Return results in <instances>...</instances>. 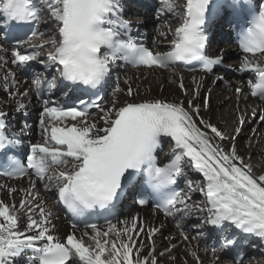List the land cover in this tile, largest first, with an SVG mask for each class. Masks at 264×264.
Wrapping results in <instances>:
<instances>
[{
	"label": "snow or ice",
	"instance_id": "snow-or-ice-1",
	"mask_svg": "<svg viewBox=\"0 0 264 264\" xmlns=\"http://www.w3.org/2000/svg\"><path fill=\"white\" fill-rule=\"evenodd\" d=\"M229 10L235 17L242 13L251 17L239 33V47L245 54L239 71L255 75V81H247L250 95L264 101V63L250 58L264 59V2L253 5L252 0H161L160 13L181 19L172 30L168 51L133 42L130 25L121 17L119 0H0V33L6 40L12 29L27 26L31 32L29 40L16 41L10 52L11 63L29 65L38 60V49L48 48L46 60L38 61L45 71L55 66L62 81L71 83L73 92H87L98 89L119 60L160 69L177 62L198 61L204 71L211 72L222 57L205 55L204 27L210 18ZM49 22L54 35L46 39L40 29ZM0 51L9 50L0 44ZM8 62L0 57V68L6 69ZM0 79L10 95L25 98L30 91L40 97L45 90L51 93L57 88L55 79L49 80L44 72H33L29 88L23 92L17 88L20 82L10 69ZM193 82L196 87L187 108L183 102L155 98L121 103L115 98V93L125 91L119 82L107 105L98 95L87 101L79 99L75 106L42 99L39 127L44 139L31 145L26 164L7 155L9 149L16 147V141L6 134L7 114L0 111V153L5 154L0 162V176L17 180L27 177L29 181L27 189L19 190L23 193L19 207L0 200V264H18L21 259L25 264H158L152 238L160 229L138 223L137 217L120 221L123 227L108 221L106 230L91 224V233L77 236L72 231L62 241L53 234V213L44 206L37 182L46 191L54 188L67 211L79 217L95 209L110 210L128 184L139 177L157 194L156 208L175 220L185 241L189 237L182 221L193 214V209L207 213L205 224L221 230L232 227L264 241V175H254L252 166L239 155L235 135L225 149L215 142L226 139L220 129L202 118L197 123L194 117L199 116L200 105L194 99L200 94V85L195 78ZM124 83L127 96L138 95L130 80ZM179 87L187 95L182 78ZM11 88L17 91L13 93ZM242 91L241 87L236 88L237 93ZM68 95L64 92L65 97ZM207 103L205 99V107ZM17 104L18 110L27 107L20 101ZM92 109L100 113L99 119L92 118ZM259 120L264 122V112L259 114ZM245 121V116L239 117L237 135ZM162 137L173 142L166 163L157 159ZM185 161L202 174V182L188 179L186 188L187 192L203 194V207L190 205V196L177 187V178L186 176ZM0 189H7L10 195L17 191L3 183ZM140 203L146 201L142 199ZM21 211L27 221L23 230L19 227ZM145 232L151 242L150 251L141 255L145 245L139 237ZM202 236L198 231L192 239ZM225 243L231 246L235 241L225 237ZM191 255L200 264L197 253L193 251ZM234 264H242V259H236Z\"/></svg>",
	"mask_w": 264,
	"mask_h": 264
},
{
	"label": "bare ground",
	"instance_id": "bare-ground-1",
	"mask_svg": "<svg viewBox=\"0 0 264 264\" xmlns=\"http://www.w3.org/2000/svg\"><path fill=\"white\" fill-rule=\"evenodd\" d=\"M182 2V0H181ZM132 5L131 2L127 3ZM161 7V1L158 7H156L153 11L150 9L142 10V8H137V11L140 14H128L126 15L127 19L131 20H141L144 19V26L141 24L138 28L141 31H145L148 33L149 28L157 26L160 24L159 28H155V37L149 35L147 38L151 41V46L158 51H165L169 46V41L172 39V30H174L181 23V19L172 16L170 13H160L158 10ZM148 14L151 17H145L143 15ZM162 20V21H161ZM47 26L46 33L52 32L53 25L49 22ZM167 33L166 36H161L160 33ZM53 33V32H52ZM54 34V33H53ZM153 35V36H154ZM221 40V39H220ZM37 43V41L35 42ZM215 39H211L209 43L208 49L211 51L215 46ZM221 46V44H220ZM223 52H226L227 55H230L233 52V48L231 46H224ZM0 57H6V53L0 51ZM244 55H238V59L235 61L227 60V64H242ZM252 59L261 60V63H264V59H261L259 56L251 57ZM7 69L0 68V77H2ZM221 70L222 69H217ZM120 79L118 80L120 87L125 91L122 93H115V98L118 99L121 103L125 101H135L141 102L147 99H163L170 102H183L184 106L187 108V101L189 99H193V91L196 87L194 84L197 81L200 85L199 87V96L195 97L194 103L200 105L199 116L194 117L197 120V123L202 118L205 121H208L214 124L218 129L222 132L225 130V125L223 121H220L218 117L217 108L220 104L224 103V96L219 95V90L222 89L221 83L224 84L229 91H233L237 87H241L243 91L241 92L242 96H240L239 107H235L233 105L226 106V111L228 118L230 119V125H234L233 130L231 131V135L229 139H225L224 141L216 140L215 142L220 144L225 149L230 147L231 137L236 136L235 144L239 155L243 156L245 162L249 163L252 166V172L254 175H264V132L262 133L259 128L264 127V122L260 120L254 119V123L252 119V113L256 112L257 116L261 112H264V103L260 104L255 100L249 98L247 90H248V79H239V81H235L229 75H224V82H221V79L216 76V73L207 77L199 72L193 73H185L180 69H167L166 72L162 74L153 75H145L144 73H132L125 74L119 73ZM181 78L183 80L185 89L187 90V95L185 91L179 87ZM125 80L131 81V86L138 93V95L134 97H129L126 95L127 85L124 83ZM217 80L216 84H213V81ZM20 83L17 85L19 91L23 92L25 89L29 88L25 82L21 80H17ZM165 84L164 88L161 89L160 86ZM117 82L115 83L116 87ZM219 85V86H218ZM218 86V87H217ZM17 88H11V91L15 93ZM201 91V92H200ZM202 95V96H201ZM114 97V92L110 95L109 104ZM201 97V102L199 103V98ZM31 95L29 92V96L27 98L10 95L8 91H6L3 87L2 79H0V109L9 110V111H23L28 110L31 113L32 117H36V122L32 126V135L37 136L39 138H44L42 131H40L39 127V118L41 112V107H35L33 101L31 100ZM205 99H207V107L204 106ZM204 100V101H203ZM23 102L27 107L23 110H18L17 102ZM203 101V102H202ZM245 116L246 121L242 126V131L237 135L235 133V129L240 127L238 124V120L240 116ZM100 116V115H99ZM99 116H96L94 119H99ZM225 117V116H224ZM237 120V122L235 121ZM259 119V118H258ZM253 123L251 130L255 131L253 140L244 138V136L251 132V130H247V127ZM102 126V125H101ZM201 127H203L201 125ZM258 134V135H257ZM257 135V136H256ZM251 143H248V142ZM241 143L244 145L242 146ZM173 142L170 140L168 142L167 149L170 150L172 148ZM244 147V148H243ZM249 150L254 154L252 157L247 158V154H249ZM257 152V153H256ZM260 156V157H259ZM184 171L187 174L188 179L193 181H201L203 180L202 174L197 173L193 170V168L187 163V161L183 165ZM187 179V180H188ZM3 184H7L9 187H15L17 189L16 192L11 195L8 193L7 189H0V200H3L5 203H15L17 207H19V201L22 198L23 193L19 191L20 189H27L29 187L28 179H23L21 182L18 181H2ZM37 190L40 192V196L44 201V206L51 210L53 213L52 224L55 225V230L53 232L54 235L64 240L66 234L72 232L69 229L68 225L65 223V214L61 209V202L59 201L55 189L44 190L43 184L37 182ZM197 192V191H196ZM47 194L46 196H44ZM198 195H191L190 205H199L201 207L205 204V197L202 193L197 192ZM197 197V198H196ZM199 199V200H197ZM207 213L197 212L193 209V214L184 218L182 221L184 228L187 225H191L190 230L186 233L189 237L187 241L183 239L180 234V230L175 226V220L172 217H165V219L160 218L158 215H154L148 208H135L132 209L128 214H126L122 219L131 220L132 217L138 218V223H143L147 227H159L160 231L152 238V241L155 244V254L157 256L158 264H197V260L195 257L191 255L193 251L197 253L200 258V264H234L229 258L224 256L223 249L225 247V237L234 238L236 236V229L232 227H225L224 230H216L213 225L205 224L204 218ZM169 218H172L169 220ZM26 216L23 211L20 212V222L19 227L21 230L24 229L26 225ZM196 225H200V227H196ZM118 227H123L120 224ZM106 230V229H102ZM202 232L203 236L197 239H192V237L196 236L197 232ZM77 236L83 235L84 232L82 230H75ZM91 233V231H87ZM250 237V236H249ZM253 241L248 243V239L245 238L242 250L244 252V257L242 260V264H264V241H261L259 238L252 236ZM87 243H91L88 240V237H84ZM222 240V244H215V240ZM139 240L143 242L145 245L141 250V255H147L150 251L151 242L147 238V233H141ZM248 243V244H247ZM172 245H175L173 248ZM215 246V247H213ZM170 251H166L169 250ZM160 253H164L163 256ZM217 257L219 260L217 261ZM20 264V261L18 262ZM22 264V263H21Z\"/></svg>",
	"mask_w": 264,
	"mask_h": 264
},
{
	"label": "rangeland",
	"instance_id": "rangeland-1",
	"mask_svg": "<svg viewBox=\"0 0 264 264\" xmlns=\"http://www.w3.org/2000/svg\"><path fill=\"white\" fill-rule=\"evenodd\" d=\"M136 16V15H135ZM162 21V20H161ZM159 26H160V24H158L157 26H154L155 28H159ZM216 47H213V50H217L219 47H218V44H216L215 45ZM155 74H160V72H154V71H152V72H149V73H147V75H155ZM215 85H217V84H215ZM164 86H165V84L163 83L162 84V86H160L161 87V89H165L164 88ZM219 86V85H218ZM217 86V87H218ZM222 88H224L225 90H223V89H221V90H219V95H221V96H224L223 97V99H224V103L223 104H220V106L217 108V113L219 114L218 115V117L220 118V121L222 122L223 121V124L226 126L225 127V130L223 131V133L225 134V137L228 139L229 137H230V135H231V131L233 130V127H234V125H231L230 126V128H229V125H230V119L228 118V116H226L227 115V111H226V106H224V105H226L227 104V106H231V105H233V106H235V107H239V102H240V95H239V93H237L236 92V90H233V91H229L228 92V90L226 89L227 87L226 86H222ZM109 100H110V98H109ZM199 103L201 102V97L199 98ZM203 102V101H202ZM226 103V104H225ZM109 104V103H108ZM225 116V117H224ZM253 118V120H251V121H253V123H254V119H256V118H258L257 116L255 117V116H253L252 117ZM235 121L237 122V120L235 119ZM253 123L251 122V124L247 127V130H251V127H252V125H253ZM227 124H229V125H227ZM260 129V131L263 133L264 132V127H261V128H259ZM254 134H255V131H253V130H251V132H248L245 136H244V138L245 139H247V137L249 136V138L248 139H252L253 140V138L255 137L254 136ZM258 135V134H257ZM256 135V136H257ZM248 143H251L250 141L248 142ZM241 145L243 146L244 144L243 143H241ZM244 148V147H243ZM257 153V152H256ZM264 154V153H263ZM244 156V155H243ZM242 156V157H243ZM252 156H254V154L253 153H251V150H249V154H247V158L248 157H252ZM260 157V156H259ZM195 191H193V193H194ZM197 193V192H196ZM61 239V238H60Z\"/></svg>",
	"mask_w": 264,
	"mask_h": 264
}]
</instances>
